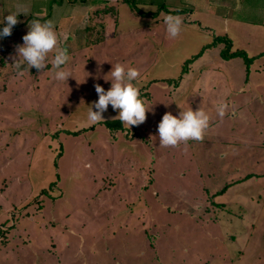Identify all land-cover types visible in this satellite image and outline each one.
Returning a JSON list of instances; mask_svg holds the SVG:
<instances>
[{
	"label": "rangeland",
	"instance_id": "rangeland-1",
	"mask_svg": "<svg viewBox=\"0 0 264 264\" xmlns=\"http://www.w3.org/2000/svg\"><path fill=\"white\" fill-rule=\"evenodd\" d=\"M132 1L151 15L127 3L118 25H54L67 81L51 52L45 69L10 65L31 19L0 38V264H264V0ZM117 62L149 109L130 128L111 105L87 119ZM189 107L210 116L203 139L161 145L162 116Z\"/></svg>",
	"mask_w": 264,
	"mask_h": 264
},
{
	"label": "clouds",
	"instance_id": "clouds-1",
	"mask_svg": "<svg viewBox=\"0 0 264 264\" xmlns=\"http://www.w3.org/2000/svg\"><path fill=\"white\" fill-rule=\"evenodd\" d=\"M18 14L9 12L0 19V38L11 35L13 26L18 23ZM164 23L169 37L175 38L181 32L182 20L178 16L165 15ZM22 40L23 43L17 45L15 56L12 57L13 62L10 64L18 73H22L25 68L27 70L32 67L37 70L45 69L48 54L51 52L54 53L52 66L56 69L55 79L67 81L72 76L69 71L63 68L69 57L66 49L58 44V34L53 21L31 20L29 30L22 37ZM109 74L110 78L105 79V76ZM106 75L103 79L110 81L111 86L108 90H105L101 84H95L98 99L88 107V121L95 123L104 120L102 114L111 105L114 111L118 110L116 117L129 128L143 123L149 109L141 97L139 86L133 83L140 75L139 70L135 67L126 68L123 64L117 62L114 66L112 65ZM93 108L96 110L94 111ZM226 108L227 104L221 101L216 105V113L223 117ZM209 121L208 112L201 107L196 110L189 107L180 111L178 115L166 112L157 127L159 142L163 146H176L180 142L201 140L205 129L209 126Z\"/></svg>",
	"mask_w": 264,
	"mask_h": 264
},
{
	"label": "crops",
	"instance_id": "crops-1",
	"mask_svg": "<svg viewBox=\"0 0 264 264\" xmlns=\"http://www.w3.org/2000/svg\"><path fill=\"white\" fill-rule=\"evenodd\" d=\"M119 1L120 0H0V19H2L4 15L6 16L9 12H16L19 13L17 17L18 23L16 24L19 26L27 25L26 23H28V19L31 20L40 19L41 21L51 20L53 21L54 25H66V26L78 25V24L101 25L99 24V22L102 21H104V24L102 25H118L121 19L118 9L123 4L128 6L125 0H121V2ZM103 4H107L108 5L107 8H109L111 12L112 11L115 12V16L113 19H111L110 15H107V17H104V19H102L103 18L102 16L110 13L109 11L106 12V14L104 13L102 14L98 10L96 12L97 16H94L95 15L94 12L95 10H97L96 8H100L101 6H103ZM52 5H54V8H52ZM75 7L81 8L80 14H75ZM110 7H113V10L110 9ZM128 8L131 14L130 17H134V19L140 16L142 18L148 17V15L137 14L129 6ZM176 9L178 10V8H169V7L166 8V10L169 13ZM143 11L148 13L152 12L146 10ZM84 15L87 18H84L83 17ZM158 15L159 13H156L155 17H158ZM90 16H92L93 18L91 19ZM95 20H97L96 21L97 23H95ZM16 25L13 26V29L15 28ZM11 38H13V32H11V35L3 37V41L8 42Z\"/></svg>",
	"mask_w": 264,
	"mask_h": 264
},
{
	"label": "trees",
	"instance_id": "trees-1",
	"mask_svg": "<svg viewBox=\"0 0 264 264\" xmlns=\"http://www.w3.org/2000/svg\"><path fill=\"white\" fill-rule=\"evenodd\" d=\"M129 5H130V8L133 10V11H135L137 14H140V15H149V14H151V13H148V12H144L142 9H140V8H138L137 7V5H136V3L134 2V1H132V0H125ZM159 8H161V7H159ZM181 10H174V11H172L173 13L175 12V13H179ZM217 39H224V40H226V42H227V46H230V39H225V38H222V37H216ZM229 50V49H228ZM199 54V53H198ZM198 54H196V55H194L195 57L198 55ZM237 54H242V55H245V52L244 51H241V50H237V51H230L229 50V52H227L226 53V56L227 57H230V56H233V55H237ZM193 56V57H194ZM194 57V58H195Z\"/></svg>",
	"mask_w": 264,
	"mask_h": 264
}]
</instances>
